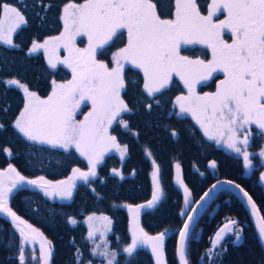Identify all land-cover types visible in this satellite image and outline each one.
<instances>
[{
    "label": "trees",
    "instance_id": "16d2710c",
    "mask_svg": "<svg viewBox=\"0 0 264 264\" xmlns=\"http://www.w3.org/2000/svg\"><path fill=\"white\" fill-rule=\"evenodd\" d=\"M153 2L157 3L162 19L173 18L174 0ZM4 3L16 7L26 22L13 34L12 45L0 44V171L11 165L26 180L43 177L48 184L59 186L60 182L73 176L74 168L88 172V161L74 149L65 152L25 139L14 127L24 108V92L7 81L16 80L41 99H46L53 81L69 79L61 69L50 68L42 53L30 49L34 41L41 44L59 36L63 30L64 6L68 3L79 5L84 0H0V5ZM197 4L201 13L206 14L209 0H197ZM123 37L106 47L102 56L108 57L120 48ZM181 54L210 58L207 49L197 46L183 48ZM124 76L126 89L122 90L121 97L131 111L124 112L109 128L110 135L127 149L123 158L105 155L96 166L95 176H89L87 181L75 177L72 194L67 199L50 200L29 186L17 189L9 198V209L49 243L51 254L46 264L98 262L91 254L84 225V220L92 215H102L111 221L107 244L116 253L114 264H155L147 247H138L132 256L123 251L132 242L129 206L134 209L132 216L136 220L135 210L140 205L145 207L139 209V227L150 237L163 233V264H176L175 244L186 214L183 213V195L174 181L176 169L180 171L192 204L212 183L226 179L237 183L250 195L264 221V189L259 182L261 169L255 163V168L246 172L240 158L208 141L191 117L177 113L175 99L184 93L179 81L173 78L168 88L150 97L143 89V74L139 70L129 68ZM217 82L216 77L199 87V91L211 92ZM120 120L126 121L127 127L122 126ZM259 141L253 138L254 152L259 149ZM210 163L215 164L214 173L208 168ZM154 165L160 198L152 207H147L154 191ZM226 220L234 221L240 227L241 240L223 242L212 263L264 264V251L245 209L226 190L218 192L192 229L186 245L187 264H210L204 257L210 238ZM21 248V235L0 216V264H20ZM24 258V264H40L28 248Z\"/></svg>",
    "mask_w": 264,
    "mask_h": 264
},
{
    "label": "snow or ice",
    "instance_id": "6c2138e0",
    "mask_svg": "<svg viewBox=\"0 0 264 264\" xmlns=\"http://www.w3.org/2000/svg\"><path fill=\"white\" fill-rule=\"evenodd\" d=\"M174 5L173 18L162 19L153 0L68 3L61 15L64 30L43 44L34 41L30 51L44 49L49 66L56 68L58 64L64 65L71 70L72 78L65 83L53 81L52 91L46 99H41L16 80L7 81L25 93L24 108L14 122L15 129L23 137L65 152L74 149L88 161V172L74 168L73 176L60 182L70 185L60 193L62 196H71L72 181L77 174L85 181L89 176H95L96 166L110 149L115 148L122 157L127 151L126 147L122 148L117 143L115 136L110 135L109 127L121 113L131 111L121 97L122 90L126 89L124 73L129 68L143 74V89L150 97L161 93L174 77H178L187 89V95L177 96L175 103L180 113L192 116L208 140L223 143L241 153L238 145H247L249 137L245 134L243 140H239V132L249 125L264 131V0H211L206 15L201 13L197 0H174ZM221 12L227 15L217 22L214 17L218 18ZM25 22V17L16 7L7 3L0 5V42L12 45V34ZM125 32L127 42L112 54L114 66L110 68L97 56L102 55L103 50ZM225 33L231 34V43L225 41ZM78 37H86V47H77ZM49 44L53 46L51 55ZM196 45L204 46L211 58H191L181 54L183 48ZM61 48L67 52L63 59L57 54ZM216 73H223L224 78L218 82L215 92L200 95L197 86L213 79ZM87 105L91 106L90 111L82 120L76 119L82 106ZM120 123L127 127L126 121L120 120ZM242 155L247 168L251 165L249 153L244 151ZM261 156H264V151ZM211 166L215 167V164ZM116 174L119 175L118 172ZM6 175L11 176L10 182L5 180ZM153 181L154 191L147 207H152L160 198L156 171L153 172ZM23 183L44 188L48 182L43 177L25 180L11 165L7 173L0 172V212L6 211L18 224L25 222L6 207V199L13 188ZM236 187L239 188L238 185ZM240 191L248 197L247 192ZM45 194H48L46 188ZM185 195H188L187 188ZM248 203L255 209L251 197H248ZM143 207L145 205H140L135 210L136 220L130 229L132 242L123 251L132 256L139 246L148 244L157 264H163L164 234L150 237L139 227V209ZM129 208L131 211V206ZM88 219L91 221L94 217ZM101 219L107 229L111 221L107 217ZM69 222L75 223L72 220ZM89 226L91 229L92 225ZM27 227L31 228L30 225ZM188 227L186 222L180 231L176 249L180 264H187L184 240ZM19 230L24 236V229ZM223 231L221 229L216 234L214 245ZM260 233L264 237V228L260 229ZM93 235L94 231L90 230L89 237ZM94 254L105 257L107 264H114L116 259V253H110L106 247L99 253L94 251ZM24 262V250L21 248L20 264Z\"/></svg>",
    "mask_w": 264,
    "mask_h": 264
},
{
    "label": "rangeland",
    "instance_id": "374dc122",
    "mask_svg": "<svg viewBox=\"0 0 264 264\" xmlns=\"http://www.w3.org/2000/svg\"><path fill=\"white\" fill-rule=\"evenodd\" d=\"M210 4H211V0H209L208 7L206 8V14L208 12L209 5ZM206 14H204V15H206ZM226 15H227L226 13L221 12V13L218 14V18L217 17H214V20H216L217 22H219V20L225 19ZM7 27H8V25L6 23L5 24V29H7ZM63 30H64V25H63ZM13 34H12V36H13ZM123 38L124 39H123V43H122V46L121 47H124V45L127 42L126 41V32L124 33V37ZM224 39H225V41L227 43H231V34L230 33H225L224 34ZM43 43H41V44H43ZM0 44L6 45V46H10V45L4 44L3 42H0ZM86 46H87V39H86V37H78L77 38V47L84 48ZM196 46L197 47H201V48H205L202 45H196ZM48 47H49V55H51V51H52V47L53 46H52V44H49ZM191 47H193V46H191ZM187 48H190V47H187ZM118 49L116 51H118ZM34 53H42L43 56H44V58H45V60H46V63L48 64V56L45 54L44 49H38ZM57 54L60 56L61 59H63L67 55V52L64 51L63 48H61V49H59V51H58ZM112 54H110L108 57H103L102 55H98L97 56V59L105 62L111 68V67L114 66L113 63H112ZM210 58H211V55H210ZM48 66H49V64H48ZM57 68L58 69H61L62 71H64L69 76V79H67V80H65L63 82H57V83H65L66 81H68V80H70L72 78L71 70L68 69L67 67H65L64 65L58 64L56 68H52V69H57ZM216 77L218 78V82L221 79L224 78L223 77V73H216V74H214V78H216ZM174 79L178 80L179 83L181 84V86H182V88L184 90L183 95H187V89L184 88L183 83L179 80V78L178 77H174ZM211 81H212V79H210L209 81L205 82V84H203V85H206V84L210 83ZM218 82H217V84H218ZM217 84L214 85V89L211 92H215ZM203 85H198L197 86V92L200 95H203L204 93L207 92V91H204V92H200L199 91V87H201ZM52 87H53V85H52ZM24 96H25V93H24ZM90 107H91L90 105L82 106V111L79 112V114L76 116V119L82 120L84 118V115H86L87 112L90 111ZM175 107H176V111H177V113L179 115H181V116H189V117L192 118V116L190 114H188V113H180L179 106L176 103H175ZM122 114L123 113H121V115ZM192 120H193V118H192ZM193 121H194V123L197 125V127L200 129V131L203 134V130L200 128V126L196 123L195 120H193ZM245 134H247L248 137H249L248 144L247 145L239 144L238 146L241 148L242 152L247 151L249 153V159L251 160V165L249 167H247V168L245 167V164H244V159H243L242 152L241 153H237V152L233 151L232 149L227 148L223 143L217 144V143H215V141L208 140L206 136H204V137L208 141L213 142L219 148L223 149L225 152H227L229 154H232V155L240 158L242 160L243 164H244V167L246 169V172H249L253 168H255V166H256L255 163H257V165L261 169L259 182H260L262 188L264 189V179H262V177H264V156H261V152L264 151V131L260 130L255 125H249L244 130H242L241 132L238 133V139L239 140H243ZM254 137H256L257 139H260V141H259L260 142V145L258 146L259 149L255 150V152L253 150V145H252V141H253V138ZM30 142H33V143H36V144H39V145H44V146L52 147V146H50L48 144H42V143H38V142H35V141H30ZM105 155H114V156L118 157L119 159H122L123 158L121 156L120 152H118L115 148L110 149L108 152L105 153ZM212 164L213 163H210L208 165V168H209V170L212 173H214L215 167H212L211 166ZM7 169L2 170L0 172L7 173ZM154 171L157 172L156 166L153 168V172ZM153 172H152V183H153V186H154ZM77 177H79L78 174L76 175V178ZM10 179H11V176H9V175H6L5 176V180L6 181H9L10 182ZM37 180H39V179H37ZM157 181H158V178H157ZM174 181H175V184H176L177 188L181 191V193L183 195V199H184V210H183V213L185 214V213L188 212V210L190 209V207L192 205V199H191V196H190V193L189 192H188L187 197L185 195V187L182 184L179 169H176L175 170ZM158 186H159V183H158ZM6 187H7V184H6ZM22 187H26V186H24V184L18 185L16 188H13L12 191L7 194L6 206L8 208H9V198H10V196L17 189L22 188ZM45 188H46L47 193H48L47 195L45 194ZM67 188H68V186L67 187L66 186L64 187V184H60L59 186L58 185L57 186L56 185L53 186L52 184H48L47 183V185H45L44 188L37 187V191L41 192L46 198H48L50 200L51 199L52 200H55V199L56 200H64V199H67L68 197L62 196L60 193L64 192ZM159 190H160V187H159ZM128 211L130 213L131 226L133 227L135 220L133 219L132 214L134 213V209H132L130 211V208H129ZM89 217H94V219L91 220V221H89V219H88ZM102 217H105V216H102V215H99V216L92 215V216H88L84 220V225H85V227L87 229L86 239L90 243L91 249H92L91 254L94 257V259H98V262L96 264H107V259L105 257H103V256L98 255V254H94V251L96 253H99L100 251H103L105 249V247H106L107 250L110 253L112 252L109 249L108 244H107V237L110 234L111 224L108 225L107 226V229H106L105 228V221H103L101 219ZM230 221L231 220H226V221H224V224H226V223H228ZM90 224L92 225V228L91 229H90V226H89ZM218 228H221V227H218ZM90 230L94 231V235L91 238L89 237V231ZM18 232L21 235L20 231H18ZM218 232H220L219 229L216 230L212 234V236L210 238V241H209V247H208V249H207V251L205 252V255H204V257L208 260V263H210V264H213L212 262L214 260H216L217 256L219 255L220 248H221L223 242H225L227 239H229V240H231L233 242H239L241 240V229H240V227L236 223L230 224L227 228H225L224 231L221 232V236H220L218 242L214 245L213 244V240H216L217 239L216 234ZM237 237H239V238H237ZM21 243H22L23 250L25 251V249L28 248L29 251L32 252L33 258L35 260H37L38 262H40V264H46L47 263V259H48V257L51 254L50 245H49V243L47 241L44 240V238L37 231L33 232L32 231V228L26 227L25 230H24V236H21ZM98 245H99V247H98ZM142 247H145V248L147 247L150 250V252L152 253V255L154 257L155 264H157V259H156V256L153 254V251H152L151 246L148 245V244H145ZM41 257H43V259ZM162 261H163V257H162ZM201 262H204V260L202 259Z\"/></svg>",
    "mask_w": 264,
    "mask_h": 264
},
{
    "label": "water",
    "instance_id": "95a60500",
    "mask_svg": "<svg viewBox=\"0 0 264 264\" xmlns=\"http://www.w3.org/2000/svg\"><path fill=\"white\" fill-rule=\"evenodd\" d=\"M229 182H231V183H229ZM23 184H24V186H29L32 189L37 190V186L29 185L27 183H23ZM214 185H215V187H213ZM237 185H238L237 183L230 181V180H226V179L217 180L214 183H212L210 185V187L207 188L202 193V195L192 204V206L190 207V209L186 213L183 224H182V226H181V228L177 234V239H176V244H175V263L176 264H180L176 249H177L178 243L180 242V231H181V229L184 228V224L187 222L189 225V227L187 229V236L184 240V246H185V252H186L187 241H188V238L191 234L192 229L194 228V226L197 223L200 216L204 213V211L207 209V207L211 204L213 199L216 197L218 192L223 191V190H226V191L230 192L231 194H233L237 198V200L241 203V205L243 206V208L245 209V211L249 217L250 223L254 229V232H255L256 237L259 241V244L261 245L262 250L264 251V237H262L261 233H260V229L264 228V221H263L262 215H261L256 203L254 202V200L252 198H251V200L255 204V209H253L251 207V205L248 203V197H250V195L248 194V197H245L243 192L240 191V189H243V188L240 187L239 185H238L239 186V188H238V187H236ZM243 191L246 192L244 189H243ZM205 193H208V195L205 196L204 195ZM201 197H204V198L201 199ZM0 216L3 217L4 219H6L14 227V229L16 231H20L19 230L20 228H23L25 230V228L27 227L26 223H24V224H18V222L14 223L12 220V217L10 215H8L6 211L0 212ZM189 217H192V219L189 220L188 219ZM228 226H229V224L223 225L219 231H221V229L224 230ZM185 259H186V255H185Z\"/></svg>",
    "mask_w": 264,
    "mask_h": 264
}]
</instances>
